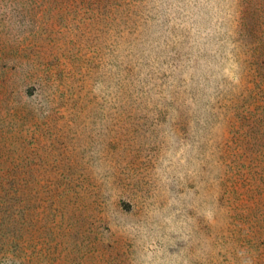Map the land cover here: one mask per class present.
<instances>
[{"label": "rangeland", "instance_id": "obj_1", "mask_svg": "<svg viewBox=\"0 0 264 264\" xmlns=\"http://www.w3.org/2000/svg\"><path fill=\"white\" fill-rule=\"evenodd\" d=\"M0 264H264V0H0Z\"/></svg>", "mask_w": 264, "mask_h": 264}]
</instances>
